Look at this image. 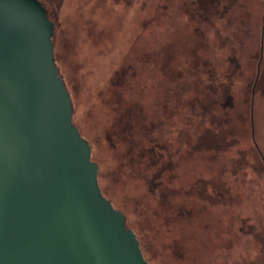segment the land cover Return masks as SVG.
<instances>
[{
    "label": "rangeland",
    "instance_id": "1",
    "mask_svg": "<svg viewBox=\"0 0 264 264\" xmlns=\"http://www.w3.org/2000/svg\"><path fill=\"white\" fill-rule=\"evenodd\" d=\"M37 1L0 0V45L19 15L53 32L100 193L148 262L264 264V0Z\"/></svg>",
    "mask_w": 264,
    "mask_h": 264
},
{
    "label": "water",
    "instance_id": "2",
    "mask_svg": "<svg viewBox=\"0 0 264 264\" xmlns=\"http://www.w3.org/2000/svg\"><path fill=\"white\" fill-rule=\"evenodd\" d=\"M30 17L1 30L10 45L0 52L15 59L0 65V264H148L99 193V167L47 55L53 32H18ZM26 38L37 46L20 51Z\"/></svg>",
    "mask_w": 264,
    "mask_h": 264
},
{
    "label": "trees",
    "instance_id": "3",
    "mask_svg": "<svg viewBox=\"0 0 264 264\" xmlns=\"http://www.w3.org/2000/svg\"><path fill=\"white\" fill-rule=\"evenodd\" d=\"M82 137V136H81ZM90 146V145H89ZM91 148V147H90ZM99 175V174H98ZM98 185H99V180H98ZM101 192V191H100ZM99 192V193H100ZM101 196H102V194H101ZM109 202V204L111 205V206H113V204H112V202L111 201H108ZM113 209H114V211H118V212H121L122 213V211H120V210H118V209H116V207L115 206H113ZM123 215H124V218H125V229H126V231L127 230H133L132 228H130L129 227V225H128V222H127V218H126V216H125V214L124 213H122ZM134 232V231H133ZM135 233V232H134ZM136 234V233H135ZM136 237H137V235H136ZM137 240L139 241V239H138V237H137ZM139 247H140V251H141V253H142V257H144L145 256V254H144V251H143V248H142V246H141V244H140V241H139ZM144 259L148 262V260L146 259V257H144ZM148 264H150L149 262H148Z\"/></svg>",
    "mask_w": 264,
    "mask_h": 264
}]
</instances>
